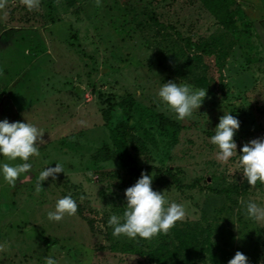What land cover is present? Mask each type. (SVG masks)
I'll list each match as a JSON object with an SVG mask.
<instances>
[{
	"label": "rangeland",
	"instance_id": "1",
	"mask_svg": "<svg viewBox=\"0 0 264 264\" xmlns=\"http://www.w3.org/2000/svg\"><path fill=\"white\" fill-rule=\"evenodd\" d=\"M234 1L239 25L229 33L199 0H100V7L96 0H40L34 11L9 0L0 11V122L31 123L45 142L28 161L31 179L21 175L11 187L0 175V264H45L48 256L57 264H158L147 254L158 244L174 245L173 233L182 230L197 242L208 232L229 260L240 251L248 264H264V222L249 219L240 204L264 207V185L250 187L238 158L221 164L210 143L228 113L240 123L237 155L244 144L264 138V0ZM189 39L206 51L187 48ZM200 77L210 81V91L198 86ZM169 81L206 89L201 107L183 121L157 96ZM126 97L179 127L171 138L132 113V135L147 151H129L142 169L138 176L103 154L111 148L108 131L125 120L108 108ZM57 163L64 173L43 181L37 194L40 171ZM146 167L159 168L167 181L163 187L152 181V189L184 204L188 214L150 240L114 237L108 220L122 217L124 192L142 172L154 175ZM167 168L175 181L164 174ZM68 195L77 213L50 221L48 212ZM163 264L210 263L200 254Z\"/></svg>",
	"mask_w": 264,
	"mask_h": 264
},
{
	"label": "clouds",
	"instance_id": "2",
	"mask_svg": "<svg viewBox=\"0 0 264 264\" xmlns=\"http://www.w3.org/2000/svg\"><path fill=\"white\" fill-rule=\"evenodd\" d=\"M8 3L9 0H0V11H4ZM19 3L28 11L38 10L40 6V0H19ZM96 6H101L100 0H96ZM157 96L164 108L174 113L177 120L183 121L201 107L206 97V89H193L191 85L169 81L162 84ZM239 127V120L229 113L219 119L214 135L210 138V143L217 149L216 159L221 164H227L230 159L237 157V165L247 184L253 188L257 183L264 185V138L253 139L244 144L237 155L234 135ZM43 136V130L28 122L9 123L7 119L0 122V156L7 161L0 164V175L9 186L15 187L21 175H25V179H31L26 175L32 169L28 161L30 157L40 155L38 145L45 142ZM16 161L21 163H14ZM59 173H64V168L59 163L54 168L47 167L40 171L36 183L37 194L42 190L43 181L49 177L55 180ZM152 181V175L142 172L136 183L125 190L126 206L122 217L112 215L108 220L114 237L150 240L159 234L166 235L177 222L186 218V206L170 202L164 192L154 191ZM84 198L79 197L81 201ZM240 204L245 208L249 219L264 222V207L243 199ZM77 209L78 205L71 195L64 196L56 201L55 210L48 212L47 218L59 222L66 215L74 216ZM4 250L5 246L0 245V252ZM45 264H57V261L48 256ZM228 264H248V258L237 251Z\"/></svg>",
	"mask_w": 264,
	"mask_h": 264
},
{
	"label": "trees",
	"instance_id": "3",
	"mask_svg": "<svg viewBox=\"0 0 264 264\" xmlns=\"http://www.w3.org/2000/svg\"><path fill=\"white\" fill-rule=\"evenodd\" d=\"M199 2L222 30L233 33L238 29L239 21L237 17L240 14V8L234 0H199ZM185 46L187 48H196L199 50L198 52L206 51L198 41L194 42L190 39L185 41ZM197 84L208 91L211 89L209 86L210 81L205 78L200 77L197 80ZM97 98L102 101L100 96H97ZM103 102L107 103L106 100H103ZM136 104L130 97H126L116 104H110L108 112L117 108L121 111L125 120L118 122L108 131L111 148L110 150L105 148L103 151V154H106L104 158L116 160L121 168L134 176H138L142 169L134 167L129 151L133 152L136 156H144L147 154V151L143 141L132 135V128L129 127L132 122V113H137L138 120H144L151 127L155 126L159 131L169 134L171 138L179 130L178 125L174 121L164 117L162 114L147 108L144 109V107ZM143 134L146 135L145 132ZM146 168L154 171L153 182L156 186L163 187L167 185V181L159 175L161 172L159 168ZM163 172L172 181H175L169 168L164 169ZM177 186L179 185L177 184ZM173 239L174 245L158 244L147 254L148 258L158 264H163L167 259L171 258L182 256L194 258L196 255L205 254L210 264H226L229 261L230 257L228 255H225L217 246L210 243L208 232L205 233L204 239L198 242L197 237L190 230L175 231ZM212 245L215 249L214 251L210 248Z\"/></svg>",
	"mask_w": 264,
	"mask_h": 264
},
{
	"label": "water",
	"instance_id": "4",
	"mask_svg": "<svg viewBox=\"0 0 264 264\" xmlns=\"http://www.w3.org/2000/svg\"><path fill=\"white\" fill-rule=\"evenodd\" d=\"M211 87V86H210Z\"/></svg>",
	"mask_w": 264,
	"mask_h": 264
}]
</instances>
